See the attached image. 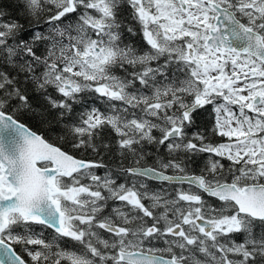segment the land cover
Returning <instances> with one entry per match:
<instances>
[{"label": "snow or ice", "instance_id": "snow-or-ice-1", "mask_svg": "<svg viewBox=\"0 0 264 264\" xmlns=\"http://www.w3.org/2000/svg\"><path fill=\"white\" fill-rule=\"evenodd\" d=\"M0 264H264V0H0Z\"/></svg>", "mask_w": 264, "mask_h": 264}, {"label": "trees", "instance_id": "trees-1", "mask_svg": "<svg viewBox=\"0 0 264 264\" xmlns=\"http://www.w3.org/2000/svg\"><path fill=\"white\" fill-rule=\"evenodd\" d=\"M20 119L23 122H25L28 126H30L33 130H35L39 133L47 134L48 130H47L46 126L40 124L35 118H33L29 115H22V116H20ZM211 123H212V116L211 115L208 116V114L203 113L202 111L200 113H198V115H197V128L210 127ZM105 157H107V159H112V158L114 159V157L112 156V153L105 154ZM203 162H204V158L200 157V159H198L196 161V163L191 166L189 171L199 173V170L202 167L201 165ZM16 251L17 252L20 251L18 246L16 247Z\"/></svg>", "mask_w": 264, "mask_h": 264}, {"label": "flooded vegetation", "instance_id": "flooded-vegetation-1", "mask_svg": "<svg viewBox=\"0 0 264 264\" xmlns=\"http://www.w3.org/2000/svg\"><path fill=\"white\" fill-rule=\"evenodd\" d=\"M137 39H138V37H137ZM202 112L203 113H206V114H208V116L210 115V107H209V109L207 110V111H204V110H202ZM205 127H202V128H199L200 130H203ZM35 131V130H34ZM39 133V132H38ZM106 135V138L107 139H112L113 137L111 136V134L110 133H106L105 134ZM214 140H224V139H226V138H213ZM107 154V153H106ZM109 154V153H108ZM112 156L114 157V159L112 158V159H107V157H105V155H104V160H105V162H107V163H109L110 165L111 164H114L115 163V160H116V157H115V154L114 153H112ZM226 166L228 165V161H222ZM146 163L147 164H149V165H152V164H154L155 163V161H154V159L153 158H149L147 161H146ZM204 163V162H203ZM202 163V164H203ZM202 166V165H201ZM198 174V173H197ZM149 183V186L152 188V189H159L160 187H161V185L159 184V183H156V182H153V181H149L148 182ZM154 183V184H153Z\"/></svg>", "mask_w": 264, "mask_h": 264}]
</instances>
